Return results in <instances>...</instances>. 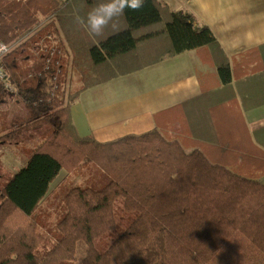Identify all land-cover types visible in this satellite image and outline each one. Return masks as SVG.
Wrapping results in <instances>:
<instances>
[{
  "label": "trees",
  "instance_id": "trees-1",
  "mask_svg": "<svg viewBox=\"0 0 264 264\" xmlns=\"http://www.w3.org/2000/svg\"><path fill=\"white\" fill-rule=\"evenodd\" d=\"M103 2L0 0V41L12 47L0 65L15 88L0 84V144L18 145L23 135L33 143L25 164L0 185V264L66 263L80 240L85 255L77 264H264L260 175L245 177L214 163L205 147L189 151L158 130L103 144L76 134L69 110L83 92L164 57L194 51L223 86L232 81L229 60L191 13L145 0L94 36L76 17L86 20ZM53 47L60 57L43 53ZM263 48L242 55L239 81L260 96L248 106L241 100L243 110L264 104V58L255 56ZM86 164L107 183L66 193L57 240L37 255L44 237L34 211L61 172ZM110 233L98 251L94 242Z\"/></svg>",
  "mask_w": 264,
  "mask_h": 264
},
{
  "label": "crops",
  "instance_id": "crops-1",
  "mask_svg": "<svg viewBox=\"0 0 264 264\" xmlns=\"http://www.w3.org/2000/svg\"><path fill=\"white\" fill-rule=\"evenodd\" d=\"M158 1L211 31L229 60L231 83L223 86L194 51L164 57L83 92L69 110L76 134L103 144L158 130L189 151L205 147L214 163L260 175L263 183L264 154L254 146L264 147V104L243 110L241 100L248 106L260 96L239 80L242 55L264 47V0ZM255 56L264 58V48ZM184 127L195 138L183 135Z\"/></svg>",
  "mask_w": 264,
  "mask_h": 264
},
{
  "label": "rangeland",
  "instance_id": "rangeland-1",
  "mask_svg": "<svg viewBox=\"0 0 264 264\" xmlns=\"http://www.w3.org/2000/svg\"><path fill=\"white\" fill-rule=\"evenodd\" d=\"M32 144L24 135L18 145L0 144V185L6 183L25 164L28 152L33 149ZM107 180V177L92 164H86L72 173L59 174L32 215L37 222L38 232L44 237V243L37 250V255L40 256L50 250L57 240L56 226L65 214L66 193L75 187L98 190L105 186ZM112 238V233L106 234L98 238L94 246L98 251H103ZM84 255L85 244L81 240L77 241L74 260L62 264H77Z\"/></svg>",
  "mask_w": 264,
  "mask_h": 264
},
{
  "label": "clouds",
  "instance_id": "clouds-1",
  "mask_svg": "<svg viewBox=\"0 0 264 264\" xmlns=\"http://www.w3.org/2000/svg\"><path fill=\"white\" fill-rule=\"evenodd\" d=\"M145 4V0H106V2L99 3L87 13L85 18L76 17L78 24L85 25L88 31L94 36H101L113 21L125 14V10L139 11ZM10 49L7 44L0 41V61L8 55Z\"/></svg>",
  "mask_w": 264,
  "mask_h": 264
},
{
  "label": "built area",
  "instance_id": "built-area-1",
  "mask_svg": "<svg viewBox=\"0 0 264 264\" xmlns=\"http://www.w3.org/2000/svg\"><path fill=\"white\" fill-rule=\"evenodd\" d=\"M9 49L11 51L12 47L9 46ZM9 51V53H10ZM8 53V54H9ZM43 53H45L46 55H49V57H53L54 55H57V57H60V52L56 51L53 48H51L49 51L48 50H44ZM49 61H47L48 63ZM55 66L58 67L59 63L56 62ZM45 69L47 70V66L45 67ZM0 84L4 87V89H6L8 92L10 93H15V88L13 87V85L10 83L9 81V77L6 74V72L4 71L3 67L0 65Z\"/></svg>",
  "mask_w": 264,
  "mask_h": 264
}]
</instances>
